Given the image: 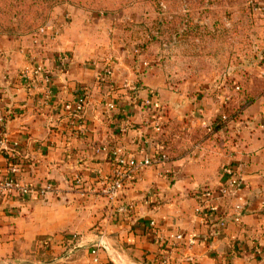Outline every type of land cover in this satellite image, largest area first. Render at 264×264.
Wrapping results in <instances>:
<instances>
[{"label":"crops","instance_id":"1","mask_svg":"<svg viewBox=\"0 0 264 264\" xmlns=\"http://www.w3.org/2000/svg\"><path fill=\"white\" fill-rule=\"evenodd\" d=\"M254 4L264 6V0ZM57 13L48 22L59 31L56 39L50 30L36 40L0 37V116L6 118L10 149L0 150V172L15 159L24 182L34 188L54 186L44 197H0V264H91L90 250L99 241L105 262L152 264L163 244L147 229L151 221L163 237L179 232L196 241L193 247L169 246L170 264H264V96L210 132L208 127L220 122L227 89L210 87L192 96L174 93L154 68L142 65L146 61L139 60L136 47L129 51L130 40L111 39L97 30L103 23L109 27L111 20L67 6ZM257 17L264 43V11ZM61 54L69 56L65 70L57 60ZM108 56L115 65L111 91L97 86L99 68L92 65ZM31 57L52 72L53 97L47 108H40V97L27 94L18 81ZM83 89L85 130L79 132L62 103ZM147 97L166 107L170 159L146 168L119 199H110L101 188L112 164L93 148L122 143L139 160L138 150L148 141L146 151L156 152L159 135L144 127L150 112L133 104ZM111 100L117 108L107 111L105 103ZM123 119L131 122L124 136L116 129ZM226 164L237 167L241 190L221 212L228 210L239 221L219 228L216 214L207 218L197 212V192L222 183ZM126 203L133 209L121 212Z\"/></svg>","mask_w":264,"mask_h":264},{"label":"rangeland","instance_id":"2","mask_svg":"<svg viewBox=\"0 0 264 264\" xmlns=\"http://www.w3.org/2000/svg\"><path fill=\"white\" fill-rule=\"evenodd\" d=\"M250 1L0 0V37L30 36L59 16V8H76L111 20L97 30L111 39L126 37L129 51L143 49L139 60L146 61L147 70L154 68L172 92L192 96L218 87L232 99L242 94L255 101L264 96V71L259 73L264 43Z\"/></svg>","mask_w":264,"mask_h":264},{"label":"built area","instance_id":"3","mask_svg":"<svg viewBox=\"0 0 264 264\" xmlns=\"http://www.w3.org/2000/svg\"><path fill=\"white\" fill-rule=\"evenodd\" d=\"M254 0L250 1L253 7V11L262 13L264 6L254 4ZM52 27L46 24L41 27L37 32L30 35L35 40L38 37H42L50 30V36L52 39H56L59 35L57 29H51ZM34 40V42H36ZM143 49H135L136 55H141ZM62 70L66 69L68 65L69 56L67 54H61L57 57ZM93 66L99 68L96 75V84L98 87H104L111 91L113 89L114 77H115V65L113 58L108 56L104 58L102 64L93 62ZM142 65L147 68V63L143 62ZM18 81L24 88L27 94L30 96H39V107L47 108L53 97L52 89V72L47 66L42 63H37L31 57L26 65L22 68L18 74ZM235 90H239L236 86ZM232 100L231 96L224 97L223 107L225 108ZM133 104L139 111H149L150 118L144 121V127L151 130L156 135L162 133L163 124L166 123V107L158 103L154 97H147L144 99L136 98L133 100ZM116 104L112 100L105 103V109L107 111L116 110ZM223 108V109H224ZM63 111L69 116L73 125L79 126V132H84L85 127L82 124L86 112V93L83 89L73 100L64 101L62 103ZM6 118L0 116V125L3 127L0 129V150L9 151L6 133L4 131V122ZM226 121L224 113L220 114V122ZM84 127V128H83ZM118 134L124 136L131 131V122L127 119H123L117 125ZM148 141L144 142V145L139 148L138 153L140 159L132 157L126 147L122 143H100L93 148L94 153L105 155L112 164V169L109 177L104 179L101 192L110 199H119L122 195V191L126 185L136 182L140 174L146 169L154 165L163 164L167 162L165 155H159V148L154 153H148L146 151V145ZM222 183L214 188H204L200 190L198 197L199 208L197 212L203 213L206 210L209 212V216L217 215L219 228H224L226 224L233 220L239 221L237 215H232L229 211L223 212V205H226L228 200L235 197L241 190V178L240 173L232 164H226L221 169ZM75 183L80 184L81 181L78 177L75 178ZM54 192V186L51 183H46L39 188H34L27 184L20 177V170L15 165H10L3 173L0 172V197L16 196L19 199H26L32 195L44 197L47 194ZM240 206H236L235 210H239ZM133 209L131 203H126L121 209V212H127ZM220 212V213H219ZM151 227L156 228L155 222H150ZM158 240L163 245L160 253L159 261L157 264H170L172 251L168 250L169 246L185 243L189 247H193L196 244L194 238H185L182 233H175L168 237L159 235L157 230ZM101 247L100 241L97 242L90 250L91 264H111L101 259L99 255V249ZM260 254L261 251H258Z\"/></svg>","mask_w":264,"mask_h":264},{"label":"trees","instance_id":"4","mask_svg":"<svg viewBox=\"0 0 264 264\" xmlns=\"http://www.w3.org/2000/svg\"><path fill=\"white\" fill-rule=\"evenodd\" d=\"M254 3V1H253ZM250 8V12L252 11V6H249ZM46 24V21L43 22L41 25L37 26L35 29H33L30 33H28V35H32L35 32H37L41 27H44ZM244 95H239V97L236 99L233 98L228 105L223 109L222 113L225 114L226 116V121L224 122H219L217 124H213L211 126H209V130L211 131H215V130H219L221 128H223L224 126L227 125V123H229L231 120H234L236 118L237 115H239V113H241L245 107L249 106L252 102H254V99L249 100L248 98L244 97ZM167 126V123L163 124V129H162V133L159 135L158 139H157V144L159 146V155H165L167 160H169L170 158V153L169 150L167 149V146L169 144V138L165 135V128ZM3 127L0 125V129H2ZM166 136V137H165ZM15 159H13L11 161V165H15L18 168L19 164L17 162L14 161ZM198 195L200 194V191L197 192ZM197 200H200V198L197 196ZM204 216L208 218L209 216V212L204 210L202 211ZM218 220V219H217ZM147 229L152 233L153 236L157 235V228L155 227H151L149 225V227H147ZM159 257H160V253L155 254V257L153 259V263L152 264H157L159 261ZM111 263V262H109Z\"/></svg>","mask_w":264,"mask_h":264}]
</instances>
